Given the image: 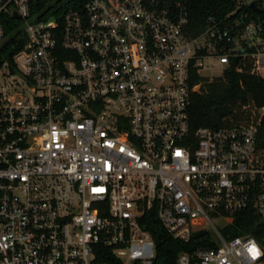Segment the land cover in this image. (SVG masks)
<instances>
[{"label":"built area","instance_id":"built-area-1","mask_svg":"<svg viewBox=\"0 0 264 264\" xmlns=\"http://www.w3.org/2000/svg\"><path fill=\"white\" fill-rule=\"evenodd\" d=\"M34 1L0 0V47L20 42L0 65V264H152V211L173 240L211 236L176 264H264V229L222 233L245 211L264 224L257 125L189 121L194 74L264 79V0L195 34L181 0H90L59 21Z\"/></svg>","mask_w":264,"mask_h":264},{"label":"trees","instance_id":"trees-1","mask_svg":"<svg viewBox=\"0 0 264 264\" xmlns=\"http://www.w3.org/2000/svg\"><path fill=\"white\" fill-rule=\"evenodd\" d=\"M90 0H35L31 13L38 19L55 18L61 20L70 9H81ZM187 9L191 33L199 30L206 16L224 15L233 7V0H181ZM6 34L15 26L9 21ZM20 42L9 36L0 47V65L9 60ZM192 85L198 89L190 95V129L207 127L216 129L234 124H255L258 127V143L264 149V79L250 75L247 70L238 73L227 71L223 76L211 81L192 76ZM149 232L155 246V258L152 264H176L179 252H192L202 245L214 247L207 231L195 233L188 244L173 240L157 220L154 211L147 213L140 221ZM257 231H255V229ZM264 229V224L251 211L235 216L233 222L222 230L225 239L251 233L257 239Z\"/></svg>","mask_w":264,"mask_h":264},{"label":"rangeland","instance_id":"rangeland-1","mask_svg":"<svg viewBox=\"0 0 264 264\" xmlns=\"http://www.w3.org/2000/svg\"><path fill=\"white\" fill-rule=\"evenodd\" d=\"M219 68L218 67H214V68H212V69H206V70H203L202 72H201V75L203 76V77H205V78H210V77H212V76H217L219 73ZM221 226H222V224H221Z\"/></svg>","mask_w":264,"mask_h":264}]
</instances>
